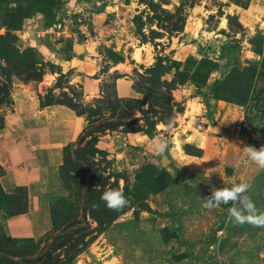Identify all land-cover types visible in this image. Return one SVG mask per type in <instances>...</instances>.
Segmentation results:
<instances>
[{
	"label": "rangeland",
	"instance_id": "374dc122",
	"mask_svg": "<svg viewBox=\"0 0 264 264\" xmlns=\"http://www.w3.org/2000/svg\"><path fill=\"white\" fill-rule=\"evenodd\" d=\"M77 45L96 58L98 88L89 98L65 65L85 54ZM158 61L160 77V68L148 72ZM157 75L176 86L167 90ZM216 80L231 101L211 100L210 110ZM1 83L0 122L15 90L30 88L39 101H63L76 112L72 100L92 131L67 145L46 187L52 227L34 238L37 249L57 243L82 213L92 175L111 174L131 206L103 230L88 214L72 227L90 239L72 264H264V227L229 221L231 203L203 207L211 192L243 183L256 214L264 213V168L244 151L264 146V0H0ZM105 121L120 122L103 130ZM124 123L139 130L125 132ZM90 147L98 151L86 154ZM0 185V226L9 235L4 219L24 206L27 191ZM5 256L1 264L25 263Z\"/></svg>",
	"mask_w": 264,
	"mask_h": 264
},
{
	"label": "crops",
	"instance_id": "0c3cea01",
	"mask_svg": "<svg viewBox=\"0 0 264 264\" xmlns=\"http://www.w3.org/2000/svg\"><path fill=\"white\" fill-rule=\"evenodd\" d=\"M83 52L66 59L65 65L77 70L72 75L79 78L84 98H89L98 88L94 77L97 65L92 62L96 59L94 53L84 49ZM72 80L69 78L67 83ZM13 99L12 110L4 114L0 131V165L4 170L0 180L8 191L16 187L26 189L27 209L5 218L4 226L12 237L38 238L52 227L46 187L55 183L64 147L76 140L86 119L63 104L40 105L36 92L30 88L16 89ZM209 108L212 110L213 106Z\"/></svg>",
	"mask_w": 264,
	"mask_h": 264
},
{
	"label": "trees",
	"instance_id": "16d2710c",
	"mask_svg": "<svg viewBox=\"0 0 264 264\" xmlns=\"http://www.w3.org/2000/svg\"><path fill=\"white\" fill-rule=\"evenodd\" d=\"M102 8V7H101ZM96 12H99V9H96ZM91 24L90 22H87V25ZM198 52H202L201 47H198ZM160 68V76L163 75V72H165V69L160 61L156 62L152 65V67L149 68L148 72H153L156 69ZM158 80V84L165 87L167 90L173 89L177 82L176 81H167V80H161V78H158V75L156 77ZM221 81L216 80L214 81L212 85V94L211 99H209V103L211 100H220L224 99L227 101H231L228 97H226L222 91L221 88ZM2 84V83H1ZM0 89H5L4 85H0ZM8 92V91H7ZM67 101V100H66ZM80 101V100H78ZM68 104L75 109V113L77 115L84 116V112L77 109V104L72 103V100L67 101ZM48 104H64L63 101H41L40 105H48ZM88 106V105H87ZM151 106V105H150ZM213 106V104H209V107ZM93 111V110H92ZM94 114V113H92ZM166 122V119H162ZM120 121H105L104 123H101L99 125V128L104 127L105 129H117L119 126ZM125 127L123 131L129 132V131H138L139 127H132L131 123H124ZM154 122H150V125L154 128ZM121 125V124H120ZM4 127V116L2 117V121L0 122V131ZM89 128V126H88ZM87 127H84L82 132L79 134V141L83 140L85 136L91 134V130H88ZM97 131H100L98 129ZM145 133L152 137V133L145 130ZM91 145V144H90ZM67 147V146H66ZM64 147V154L65 149ZM96 148L90 147L86 152V154H92ZM98 151V150H96ZM103 151H100L101 155H105V153H102ZM65 162L62 164L64 166ZM63 169V168H62ZM3 167L0 165V175L1 172H3ZM109 176H103V175H92L91 179L87 182L85 189L83 191V197L81 202L79 203V208L81 214H77L79 210H76L74 212V215L71 216V220L64 226L63 232L61 235L57 236L58 242L54 243L52 246L48 247V250L43 251L44 248L37 249L36 247L38 245V241H36L33 237H12L10 235H5L2 233V227L0 226V250H4L2 254H0V264L5 261H9V259L5 256L7 253H15V255L23 257V262L25 263H19L16 261L17 264H72L73 259L76 257V255L85 249V246L90 242V239L87 240L86 236L89 235V233L86 232V229L84 227H77L72 228L78 223H81L82 221H85V217L88 214L93 220L97 222V226L100 230H103L104 227H106L112 220L116 219L120 214L124 213L131 205L122 208L119 211L109 210L106 208L104 202L101 201L100 197L101 195L108 190H120L118 179L117 177L114 178L113 181H110V177L113 176L111 174H108ZM98 178V179H97ZM93 180H97V183H93ZM24 188V187H22ZM124 196L129 200V197L127 193L122 190ZM0 193L6 194L0 185ZM8 195V194H7ZM27 209V196L25 199V204L22 208L15 209L14 211H8V216H12L15 214L23 213ZM64 209V207H63ZM54 212V219H55V211ZM69 213V212H65ZM70 216H66L65 219H69ZM53 225L55 226V221L53 222ZM86 235V236H85ZM27 242L29 243V246L25 247L23 246V243ZM61 242V243H60ZM81 242V243H80ZM60 243V244H59ZM80 243V245H79ZM59 244V245H58ZM60 246V247H58ZM62 247L61 250L56 252V249ZM2 248V249H1Z\"/></svg>",
	"mask_w": 264,
	"mask_h": 264
},
{
	"label": "clouds",
	"instance_id": "9594fccd",
	"mask_svg": "<svg viewBox=\"0 0 264 264\" xmlns=\"http://www.w3.org/2000/svg\"><path fill=\"white\" fill-rule=\"evenodd\" d=\"M165 147L166 144L163 141H159L155 145V150L162 155ZM244 151L250 160L254 161L259 167L264 168V146L259 149L246 146ZM248 188L249 186L243 183L232 188H218L206 197L203 207L211 209L221 204L231 203L232 207L227 210L229 221L236 225L248 223L254 227H264V213L257 215L255 204L248 196L244 195ZM100 199L104 202L106 208L114 211H119L130 203L122 191L115 189L105 191ZM237 204L240 207H237Z\"/></svg>",
	"mask_w": 264,
	"mask_h": 264
},
{
	"label": "bare ground",
	"instance_id": "6f19581e",
	"mask_svg": "<svg viewBox=\"0 0 264 264\" xmlns=\"http://www.w3.org/2000/svg\"><path fill=\"white\" fill-rule=\"evenodd\" d=\"M222 24H224V21L222 22ZM79 50H82L83 49V45H77V47ZM140 49L141 48H138L134 53L136 55V59H140L141 58V54H140Z\"/></svg>",
	"mask_w": 264,
	"mask_h": 264
},
{
	"label": "water",
	"instance_id": "95a60500",
	"mask_svg": "<svg viewBox=\"0 0 264 264\" xmlns=\"http://www.w3.org/2000/svg\"><path fill=\"white\" fill-rule=\"evenodd\" d=\"M89 27L91 28V25H89ZM165 161H163V163H164Z\"/></svg>",
	"mask_w": 264,
	"mask_h": 264
},
{
	"label": "built area",
	"instance_id": "2783aa9c",
	"mask_svg": "<svg viewBox=\"0 0 264 264\" xmlns=\"http://www.w3.org/2000/svg\"><path fill=\"white\" fill-rule=\"evenodd\" d=\"M81 27V29H82V26H80ZM84 27V26H83Z\"/></svg>",
	"mask_w": 264,
	"mask_h": 264
}]
</instances>
